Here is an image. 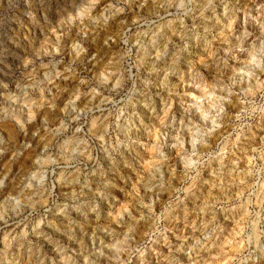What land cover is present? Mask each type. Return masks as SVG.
Wrapping results in <instances>:
<instances>
[{"label": "clouds", "instance_id": "1", "mask_svg": "<svg viewBox=\"0 0 264 264\" xmlns=\"http://www.w3.org/2000/svg\"><path fill=\"white\" fill-rule=\"evenodd\" d=\"M0 264H264V0H0Z\"/></svg>", "mask_w": 264, "mask_h": 264}]
</instances>
